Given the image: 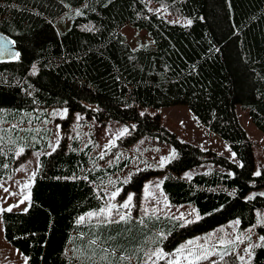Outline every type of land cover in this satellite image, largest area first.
Returning a JSON list of instances; mask_svg holds the SVG:
<instances>
[{
    "label": "trees",
    "instance_id": "1",
    "mask_svg": "<svg viewBox=\"0 0 264 264\" xmlns=\"http://www.w3.org/2000/svg\"><path fill=\"white\" fill-rule=\"evenodd\" d=\"M152 1L188 17L192 24L169 23L149 11L142 0H0V31L16 41L21 52L20 60L0 61V108L7 111L9 119L26 121L27 111L35 107L65 106L102 124L107 119L136 124L126 139L154 135L179 153L177 160L163 168L143 167L132 173L129 183L118 182L122 195L128 190L135 193L132 219L99 225L96 217L91 221L85 218L81 224L75 221L104 204L94 189L103 195L105 188H111L108 178L125 164L122 160L103 166L116 149L112 147L100 159L92 143L75 149L78 142L69 146L63 137L51 155L39 153L29 210L1 213L4 236L23 254L22 264H76L72 250L81 249L91 234L101 237L102 246L117 249V255L110 256L112 261L119 262V252H123L129 258L123 264H138L145 252L155 247V234L160 230L170 233L161 246L171 252L183 239L227 220L239 217L240 226H249L255 210H264V196L243 199L264 187V167L260 175H253L251 141L236 111L237 105L246 110L264 133V0ZM68 5L79 6L83 14L76 15L58 35L53 19ZM125 24L145 29L153 46L132 49L120 32ZM33 62L38 68L35 75L29 72ZM174 104L185 105L200 123L230 145L242 166L179 140L161 125L158 114L140 115V107ZM17 130L2 133L0 181L13 177L31 149L43 148L36 144L16 155ZM205 162L224 170L195 173L191 179L180 176ZM98 163L100 167H95ZM229 169L234 175H227ZM157 173H164L161 187L168 201L193 204L200 210L201 220L177 227L170 216L147 215L141 218L143 224L135 219L141 210L138 193L143 182ZM71 176L77 179H68ZM233 191L235 195L230 194ZM214 208L217 211L213 212ZM204 212L211 214L203 216ZM258 230L264 234V226ZM253 253L251 264H264V246L253 248ZM209 259H216L217 264H240L231 253L223 261L217 253ZM156 264H167V259Z\"/></svg>",
    "mask_w": 264,
    "mask_h": 264
},
{
    "label": "rangeland",
    "instance_id": "2",
    "mask_svg": "<svg viewBox=\"0 0 264 264\" xmlns=\"http://www.w3.org/2000/svg\"><path fill=\"white\" fill-rule=\"evenodd\" d=\"M146 3V6L150 9H159V15L162 16L166 21H174L180 20V25H186L184 23V19L188 18L184 15H178L171 13L165 8L158 7L152 0H142ZM76 9H80L79 6H71L68 5L67 8L59 15H57L53 19V24L55 25L58 33H62L65 31L71 24L72 19L77 15ZM156 12V11H155ZM120 32L124 36L125 41L130 45L132 49H139V48H148L153 46L152 37L147 33V31L143 28L136 27L131 24H125L120 28ZM60 108H67L65 106H47V107H35V109L27 111V116L29 119L26 121H17V118L9 119L7 117V111L2 109L0 111V139H4V135L2 133L11 132L13 129L17 130V135L15 140L17 141V145H23L24 151L26 147H35L36 144H40L43 146L42 149L39 150H31L26 157L21 160L18 164L15 175L13 176V184L12 186H6L5 188H16L17 191H11L14 195H7L8 191H3L4 185L8 183L9 179H4L0 181V208H7L8 203L14 202V207L12 209L20 210L21 208L25 207L24 205L28 204V201H25L24 204H17L16 201L20 200L22 195L29 196V187L27 188V193L25 189H22L20 186L17 188L18 182L24 178V175H28L32 169H35L36 166V159L39 153L50 151L49 149V141H53L54 137L58 134L59 139L64 137L70 146L73 141L78 142V146L76 149L84 148L89 141L92 143V147L94 152L98 153L103 148V145L113 137L114 134L118 133L119 127L123 125H127L124 122L116 121L114 119H107L105 123H100L95 118H88L85 116L84 113L80 111H67V114L64 116H53L52 109H60ZM147 109L148 114H158L160 117V123L162 126L167 128L169 131L173 132L179 140L184 142H189L194 144L201 149H209L218 154L224 155L227 158L230 156L229 149L225 148V144H227L222 138H220L215 133L208 130L205 125L200 123L196 117L192 115V113L187 109L185 105L182 104H174V105H167V106H160V107H151V106H144L140 107L139 111H143ZM236 111L240 122L244 126L247 136L251 141L253 158H254V172L260 170V168L264 167V133L260 131L250 120L247 111L241 110L240 107L237 105ZM81 113V118L76 120L75 114ZM45 119H47V123H44ZM57 125H59V129H57ZM127 135V134H126ZM126 135L119 136L116 135L115 138V146L116 149L111 153V156H108L106 161L104 162L105 165H113L122 160L125 161L123 167L111 174V178L115 181V178L119 177L120 181L122 182L123 177L131 171L132 173L135 172V169H142L145 167V164H155L161 155H166L168 150L173 147L171 144L160 141L154 135H142L135 140H128L126 139ZM33 137H36L34 140ZM12 139V138H11ZM80 142V144H79ZM104 152H107L108 149H103ZM232 152V151H231ZM119 153L120 155H116ZM234 160L238 162L237 158L235 157ZM109 161H111L109 163ZM233 161V160H231ZM99 164V163H98ZM23 165V168L20 166ZM165 167V166H164ZM19 169V170H18ZM218 169L224 170L223 168L214 165L210 162H205L200 164L197 167L189 168L184 171H190L193 174L206 172L208 170ZM184 171L180 173L182 178H186L183 176ZM28 177V176H27ZM164 173H157L149 178H147L141 187L140 192L138 193V200L140 203L141 210L138 213V216L141 218L146 217L142 215V207L141 204L145 208L149 209V214L152 215L151 212V205L156 203L157 207L160 208V212H157L156 215H161L162 212H169L170 214L174 215L179 211H187L189 209V205L191 203H180V204H171L169 201L168 205H164L163 199L160 197V191L162 189L160 185V189H154L152 185H149V191L155 192V196L145 197L144 196V183L146 181H151L154 183L157 182V179L160 178L163 180ZM26 179V178H25ZM24 179V180H25ZM188 179V178H187ZM23 183V180H21ZM120 186V185H117ZM111 189V188H110ZM163 191V190H162ZM132 192L128 190L124 195H122V190L120 194L115 198V203H120L126 198L127 194ZM264 192V187L252 190L249 194H260ZM134 193V192H132ZM135 194V193H134ZM164 194V192H163ZM248 194V195H249ZM165 195V194H164ZM4 196V197H3ZM135 197L133 196L132 206ZM159 200V203H157ZM259 212L261 217H264V210L257 208L255 210V218L252 224L256 223L257 220V213ZM155 215V216H156ZM233 220V219H230ZM229 220L216 225L215 227L206 230L201 233H197L193 236L201 235L202 233L210 232L213 229H217V232L214 233L215 236L221 235L218 226L224 225V235L226 238L231 239L233 236L236 235V232H233L232 226L228 225ZM251 224V225H252ZM257 227L252 231L251 241L254 242L259 235L262 233L258 230ZM249 226H236L237 232H243L245 229H248ZM192 237V236H190ZM190 237H187L183 240H186ZM182 240V241H183ZM181 241V242H182ZM180 242V243H181ZM201 242H203V236L201 235ZM209 243H214V240H210ZM239 243V242H238ZM247 243V242H245ZM243 244L240 245V248L237 249L240 251L242 255L247 256L246 253L243 252ZM218 249H227L228 245H216ZM8 248H12L16 252L20 254V258H16L13 256L12 253L8 251ZM253 251V250H252ZM214 254V253H213ZM213 256V255H212ZM211 256V257H212ZM11 259L14 260V264H22L23 255L22 253L11 245L3 235V227L0 219V264H10L9 261ZM147 257L141 258L140 261L146 260ZM251 264V261L249 262Z\"/></svg>",
    "mask_w": 264,
    "mask_h": 264
},
{
    "label": "snow or ice",
    "instance_id": "3",
    "mask_svg": "<svg viewBox=\"0 0 264 264\" xmlns=\"http://www.w3.org/2000/svg\"><path fill=\"white\" fill-rule=\"evenodd\" d=\"M61 3H63V0H61ZM161 7H164L165 5H161ZM77 15H82L83 13L80 11V9H76ZM149 11H156L159 14V9H149ZM203 19V17H201ZM169 23H180V20H174L169 21ZM184 23L186 25H191L192 20L189 18L184 19ZM93 32L96 31L95 28L91 29ZM16 41L14 40H0V59L7 57L10 60H20L21 59V52L15 48H10V44H15ZM212 49H210L211 51ZM131 59V58H130ZM30 73L32 75H35L38 71L37 64L35 62L32 63L31 68L29 69ZM119 79V77H117ZM264 79V77H262ZM31 88V85L28 86ZM26 94L28 96L32 95L31 91H27L25 89ZM89 108H91V105H88ZM124 107H129V105L125 104ZM0 111H3L0 109ZM67 108H60V109H52V115L53 116H64L67 114ZM147 112V109L140 112V115L143 116ZM76 120H79L81 118V113L75 114ZM44 123H47V119H45ZM57 129H59V125L56 126ZM135 129L136 124L131 125H123L119 127L118 133L114 134L112 138H110L101 149L100 152L97 153V155L100 157V159H103L106 153L103 149H108L111 151V148L115 146V138L116 135L123 136L129 133V129ZM35 140L36 137H33ZM91 143V141H89ZM60 144L59 135L57 134L54 137L53 141H49V149L50 151H46L43 153L44 155H51L52 152L56 150V148ZM225 148L229 149L230 156L229 159L233 160V162L237 163L238 166L240 165L238 162L234 160L236 157L235 152H231V147L228 144H225ZM2 151V150H0ZM24 152V146L23 145H17L16 147V155H20ZM117 156L120 155L119 153L116 154ZM179 156V153L177 152L175 147H171L166 155H161L159 157V160L155 164H145V167H158L163 168L166 164H170L172 161L177 160ZM111 161H109L110 163ZM95 167H100L99 164H95ZM4 167H7V165H4ZM24 166L21 165L20 168H23ZM40 167V160L37 156L36 159V169H39ZM19 170V169H18ZM135 171H139V169H135ZM193 175L190 171H184L183 176L191 179V176ZM227 175L231 176L234 175L231 169L227 170ZM253 175H260V172H254ZM36 176V170H33L29 173L28 177L23 181V183L20 184V187L22 189H27L29 185L34 183V177ZM68 179H77L76 176L68 177ZM83 179L88 180V176H84ZM132 179V172L129 171L122 180L123 184L129 183V181ZM120 181V178H115V181L113 179H109L107 183L111 185V189L105 188L103 190V195L100 194V189H94L97 194V198L104 200V204L100 205V207L96 210H88L84 213H82L80 216L76 218V224H81L85 221V218H87L89 221L92 220L93 217H96L95 220L96 224H110L113 221L120 222L125 220H131V211H132V200L133 196L135 195L132 192H129L126 196V198L123 199L120 203H115V198L120 194L122 190V185L117 186V183ZM162 183V180L160 178L157 179V182L153 184L151 181H146L144 183V196L145 197H151L155 196V192L149 191V185H152L154 189H160V185ZM2 187V185H0ZM5 191H8L5 189ZM231 195H235V191L230 193ZM9 195H14V193L9 192ZM255 194H249L248 196L243 197L245 200H249L254 196ZM259 195L264 196V192L260 193ZM160 197L163 199L164 205H168V197L163 194V191L161 189L160 191ZM30 197L28 195H22L20 200L16 201L17 204H24L25 201H28ZM157 203H159V200H157ZM14 204H9L7 208H0V211H11V209L14 207ZM30 205H25V207L21 208L20 210L22 212H27L29 210ZM142 207V215L147 216L149 214V209L145 208L143 204H141ZM220 207H223L221 205ZM213 212L217 211V209H212ZM151 212L152 215L155 216L157 212H160V208L157 207V204L154 203L151 205ZM209 212H204L203 216L210 215ZM161 215H164L166 217L170 216L171 220L177 224V227H183L189 224H193L196 221H199L202 219V214L198 208L195 206L189 205V209L187 211H179L176 214L172 215L169 212L165 211L162 212ZM159 217H157L158 219ZM135 219L140 220V222L143 224L144 221L141 219L140 216L135 217ZM228 225L232 226L233 232H236V235L233 236L231 239L226 238L224 233V225L218 226L219 231L221 235L215 236L214 233L217 232V229H213L210 232L202 233L203 236V242H201V235L192 236L186 240H183L180 244H178L176 247L172 248L171 252H166L165 249L161 246L163 241L167 239L168 233L165 230H160L155 234V247L150 248L148 251L145 252V256L147 257L146 260L139 261L138 264H156L159 260H165L167 259V264H217L216 259H209L213 253H217L220 256L221 261H223L224 256H227L229 253L232 254V257L236 261H239L240 264H249V262L253 258V248L264 246V234H261L257 237V239L252 242L251 236L252 231L254 230L257 225L264 226V217H261L259 212L257 213V220L255 224L249 225L248 229H245L243 232H237L236 226L240 223V218L236 217L233 220H229ZM82 238L85 236V233L81 232L79 234ZM210 240H214V243H209ZM239 242V243H238ZM247 242V243H245ZM243 244V252L247 254V256L242 255L240 251L237 249L240 248V245ZM216 245H228L227 249H218ZM139 247V246H137ZM65 252H68V249H65ZM117 255V249L114 246L107 245L102 246V240L101 237L91 234L90 238L87 240V243L81 248L76 249L75 247L72 250V257H76V264H123V262L127 259L123 252H119V262H114L110 259V256H116ZM83 258V261L80 258Z\"/></svg>",
    "mask_w": 264,
    "mask_h": 264
},
{
    "label": "crops",
    "instance_id": "4",
    "mask_svg": "<svg viewBox=\"0 0 264 264\" xmlns=\"http://www.w3.org/2000/svg\"><path fill=\"white\" fill-rule=\"evenodd\" d=\"M14 175H15V173H14ZM24 178H25V175H24ZM23 178V179H24ZM13 179H14V177H12V179L11 180H9L8 181V183L7 184H5L4 185V188L6 187V186H12L11 184H13ZM23 179H21V180H23ZM21 180L18 182V184H17V188L20 186V184H21ZM24 181V180H23ZM30 186V185H29ZM28 186V187H29ZM5 189H7L8 190V194L7 195H4V196H7L8 197V195H9V192H11V191H17L16 190V188H5ZM5 189L3 190V191H5ZM26 190V193H27V189H25ZM3 196V197H4ZM9 204H14V202H12V203H8L7 205H9ZM25 206V205H24ZM16 248V247H15ZM8 251L10 252V253H12L13 254V256H15L16 258H20V254L18 253V252H16L15 250H13L12 248H8ZM23 255V254H22ZM23 259H24V257H23ZM22 262H23V260H22ZM9 263L10 264H14V260L13 259H11V261H9Z\"/></svg>",
    "mask_w": 264,
    "mask_h": 264
},
{
    "label": "water",
    "instance_id": "5",
    "mask_svg": "<svg viewBox=\"0 0 264 264\" xmlns=\"http://www.w3.org/2000/svg\"><path fill=\"white\" fill-rule=\"evenodd\" d=\"M0 40H11V39L0 31ZM9 47L17 49L16 46L13 44H10ZM5 60H10V59H8L7 57L0 59V61H5Z\"/></svg>",
    "mask_w": 264,
    "mask_h": 264
},
{
    "label": "bare ground",
    "instance_id": "6",
    "mask_svg": "<svg viewBox=\"0 0 264 264\" xmlns=\"http://www.w3.org/2000/svg\"><path fill=\"white\" fill-rule=\"evenodd\" d=\"M148 10V9H147ZM79 144H80V142H79ZM95 150V149H94ZM109 154V153H108ZM107 156V155H106ZM109 156H111V155H109ZM100 160V159H99ZM102 163V162H101ZM105 165V164H104Z\"/></svg>",
    "mask_w": 264,
    "mask_h": 264
}]
</instances>
